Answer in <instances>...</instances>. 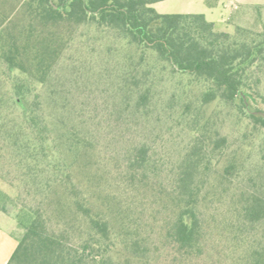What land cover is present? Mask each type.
Listing matches in <instances>:
<instances>
[{
    "label": "rangeland",
    "instance_id": "1",
    "mask_svg": "<svg viewBox=\"0 0 264 264\" xmlns=\"http://www.w3.org/2000/svg\"><path fill=\"white\" fill-rule=\"evenodd\" d=\"M26 3L0 0V126L2 121L21 122V109L10 100L17 73L8 69L5 53L15 42L26 43L25 37L33 40L30 46L39 43V30L44 28L55 50L45 82L35 85L48 120L44 134L56 157L71 160L69 146L85 144L81 162L87 168L82 176L93 178L96 189L113 199L114 210L128 215L135 231L146 238L149 264H254L256 257L264 264V221L238 219L247 193L264 196V135L239 113L238 105L213 102L201 107L200 90L189 84V75L173 72L150 53L142 58V49L116 29L69 22L42 27L35 22L38 28L29 31L34 20ZM153 7L161 13H204L217 30L240 38H245L238 34L240 27L264 32V0L242 5L234 0H163ZM255 80L246 99L264 110V69ZM142 93H147L143 99ZM193 121L205 125L211 147L217 138L226 141L223 148L207 152L211 164L200 196L204 236L201 249L186 257L167 237V225L178 169L197 137L190 127ZM6 134L0 132V231L12 241L13 250L25 233L19 224L23 208L37 207L35 192L53 175L37 183L25 180ZM140 156L150 164L135 165ZM234 158L242 164V176L238 169L232 175L224 173ZM129 167L136 174L133 178ZM68 236L65 242L77 245L75 233L69 231ZM5 245L8 249L11 244ZM121 251L118 244L106 264H123Z\"/></svg>",
    "mask_w": 264,
    "mask_h": 264
},
{
    "label": "trees",
    "instance_id": "2",
    "mask_svg": "<svg viewBox=\"0 0 264 264\" xmlns=\"http://www.w3.org/2000/svg\"><path fill=\"white\" fill-rule=\"evenodd\" d=\"M159 1L163 0H27L34 20L29 31L38 28L35 22L42 27L55 28L69 22L116 29L142 49V58L150 53L173 72L189 75V84L200 90L201 107L213 102L233 108L238 105L239 113L264 135V110L253 108L246 99L249 89L256 85L255 77L264 69V32L240 27L238 34L245 38L232 36L217 30L203 13L158 12L153 4ZM43 30H39V43L30 46L33 40L25 37L26 43L15 42L5 53L8 69L17 73L10 100L21 109V122L10 125L2 121L0 132L7 133L6 142L12 146V156L25 180L37 183L44 175H53L35 192L37 207L23 208L19 224L25 233L7 264H106L113 257L109 252L118 244L122 246L123 264H149L146 238L135 231L128 215L114 210L113 199L96 189L93 178L82 176L87 168L81 162L85 144L73 142L69 146L71 160L56 157L50 138L44 134L48 120L35 85L45 82L55 50L50 47L54 39ZM186 113L182 112L184 118ZM190 127L197 137L178 169L170 197L173 214L167 225V237L186 257L201 249L204 236L200 196L211 164L207 152L223 148L226 141L225 137L217 138L211 147L205 125L193 121ZM149 164L141 156L136 158L135 165L140 168ZM241 165L234 158L225 166V175L238 169L237 174L242 176ZM135 176L130 170V177ZM241 202L238 219L251 224L264 221L263 195L247 193ZM69 231L79 239L77 245L65 242ZM261 256L264 263V253ZM258 260L256 257L254 264Z\"/></svg>",
    "mask_w": 264,
    "mask_h": 264
},
{
    "label": "crops",
    "instance_id": "3",
    "mask_svg": "<svg viewBox=\"0 0 264 264\" xmlns=\"http://www.w3.org/2000/svg\"><path fill=\"white\" fill-rule=\"evenodd\" d=\"M234 1L237 3V5H242V4L248 3V0H234ZM185 13H199V12L187 11ZM2 234H4V233L2 231H0V264H7L8 261L10 260L11 256H12V253L14 252L17 244L14 243L15 248L12 250V241L7 242V239H5L4 236L2 237ZM7 243L11 244L8 249L6 248V245H5Z\"/></svg>",
    "mask_w": 264,
    "mask_h": 264
}]
</instances>
